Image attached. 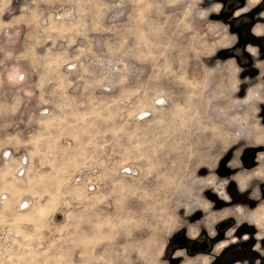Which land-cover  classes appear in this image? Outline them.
Masks as SVG:
<instances>
[{
	"label": "rangeland",
	"instance_id": "374dc122",
	"mask_svg": "<svg viewBox=\"0 0 264 264\" xmlns=\"http://www.w3.org/2000/svg\"><path fill=\"white\" fill-rule=\"evenodd\" d=\"M219 1L0 0V264L264 253L260 0Z\"/></svg>",
	"mask_w": 264,
	"mask_h": 264
},
{
	"label": "flooded vegetation",
	"instance_id": "af4514ba",
	"mask_svg": "<svg viewBox=\"0 0 264 264\" xmlns=\"http://www.w3.org/2000/svg\"><path fill=\"white\" fill-rule=\"evenodd\" d=\"M221 5L225 3V5L227 6V1L229 0H220ZM219 1V2H220ZM230 1H235V0H230ZM249 1V0H248ZM224 2V3H223ZM2 3V2H1ZM233 3V2H232ZM234 3L230 5V7L234 8ZM246 7L242 8V9H237L236 11H234V13L232 14L231 18H227L225 19V23L229 26V25H233V19L240 17L239 15H242V13H246ZM240 13V14H239ZM245 15V14H244ZM250 15H252V21L248 24H243L241 23V26L236 25L238 32L240 35H242V31H244L245 29L248 30V33L252 34L253 36H255L258 39V46L254 47V48H259L261 46L263 53L262 55L264 56V0H260L256 5L255 8L253 10V12L250 13ZM254 18V20H253ZM259 20L263 23H259ZM243 24V25H242ZM250 31V32H249ZM259 31V32H257ZM233 225L232 221H226L224 223H222L221 225L218 226V233L214 234L216 236H211V235H206V233H204L203 235L202 232L200 231L199 234H197L196 237H192V236H185V240L183 241V250L186 251L188 254H190L191 256H195L197 254H206L209 253L210 250L220 241H222L225 238V235L223 232H225V230H228L231 226ZM249 227V226H248ZM255 228L250 226L248 228L247 231H245L244 229L240 230L239 233L237 234V236H239L241 239H243L242 241H240V245L246 246L250 243H246L245 241H249L251 240L250 238H255ZM213 235V234H212ZM246 237H243V236ZM252 236V237H250ZM260 238H255V240L261 242V244H264V238H262L261 240H259ZM188 240V241H187ZM251 241V243L256 241ZM231 243L233 244H238L236 241H231ZM232 244V245H233ZM252 251H249L247 253H244V251L242 250L241 253L239 252V256H235V254H233V256L222 260L221 258H218V260H216L215 264H234L237 263L238 261L241 262H245L246 258H250L249 263L250 264H264V253L259 255H256V258L254 256L249 257L250 253ZM254 253V251L252 252ZM253 255V254H252Z\"/></svg>",
	"mask_w": 264,
	"mask_h": 264
},
{
	"label": "crops",
	"instance_id": "0c3cea01",
	"mask_svg": "<svg viewBox=\"0 0 264 264\" xmlns=\"http://www.w3.org/2000/svg\"><path fill=\"white\" fill-rule=\"evenodd\" d=\"M10 5V4H9ZM26 61V60H25ZM20 75H21V73H19ZM22 76V82H24V81H26V76H25V74L24 75H21ZM17 80L16 79H14L13 77H11V82H16ZM4 98H6V96L4 97ZM1 109V108H0ZM1 114H4L3 112L1 113Z\"/></svg>",
	"mask_w": 264,
	"mask_h": 264
},
{
	"label": "built area",
	"instance_id": "2783aa9c",
	"mask_svg": "<svg viewBox=\"0 0 264 264\" xmlns=\"http://www.w3.org/2000/svg\"><path fill=\"white\" fill-rule=\"evenodd\" d=\"M6 156H8L7 154H6ZM21 174V173H20Z\"/></svg>",
	"mask_w": 264,
	"mask_h": 264
}]
</instances>
